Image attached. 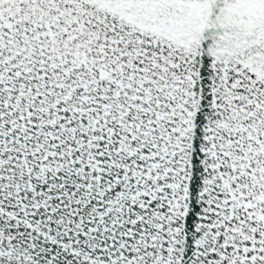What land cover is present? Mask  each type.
I'll return each instance as SVG.
<instances>
[{"label": "snow or ice", "instance_id": "obj_1", "mask_svg": "<svg viewBox=\"0 0 264 264\" xmlns=\"http://www.w3.org/2000/svg\"><path fill=\"white\" fill-rule=\"evenodd\" d=\"M0 264H264V0H0Z\"/></svg>", "mask_w": 264, "mask_h": 264}]
</instances>
